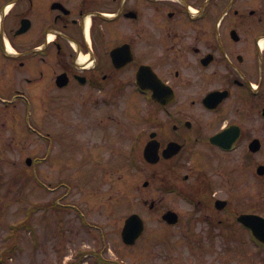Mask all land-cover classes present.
Here are the masks:
<instances>
[{"label":"flooded vegetation","instance_id":"1","mask_svg":"<svg viewBox=\"0 0 264 264\" xmlns=\"http://www.w3.org/2000/svg\"><path fill=\"white\" fill-rule=\"evenodd\" d=\"M64 106L86 139L150 172L146 189L163 195H142L148 210L168 193L193 204V216L167 205L180 220L163 225L232 234L244 210L222 180L242 185L244 161L264 155V0H0V113L17 128L26 108L38 123L41 107ZM257 254L264 263V242Z\"/></svg>","mask_w":264,"mask_h":264},{"label":"rangeland","instance_id":"2","mask_svg":"<svg viewBox=\"0 0 264 264\" xmlns=\"http://www.w3.org/2000/svg\"><path fill=\"white\" fill-rule=\"evenodd\" d=\"M39 117L40 123L34 124L24 111L19 122L25 133L11 138L13 131L16 136L20 132L13 128L15 116L0 113V132L5 133L0 134V264H93L96 253L111 264H264L245 228L238 226L225 235L209 220L194 219L192 226L180 222L172 229L163 225L160 218L167 205L193 216V204L168 193L162 209L148 210L140 197L154 189L157 198L163 195L154 182L143 190L150 172L124 166V154L115 156L107 149L108 156L98 158L102 139L84 137L75 106L57 112L41 107ZM4 120L8 127H3ZM125 141L120 142L119 154L128 145ZM27 154L34 156L33 166L24 165ZM111 157L114 164H109ZM259 163H264V155L244 161L238 175L244 176L242 185L222 180L225 190L219 194L232 197L244 212L264 214ZM134 211L144 216L147 227L137 244L129 246L121 230Z\"/></svg>","mask_w":264,"mask_h":264},{"label":"water","instance_id":"3","mask_svg":"<svg viewBox=\"0 0 264 264\" xmlns=\"http://www.w3.org/2000/svg\"><path fill=\"white\" fill-rule=\"evenodd\" d=\"M257 142V140H256ZM255 150L257 147L252 146ZM259 173H264V165H261L258 168ZM147 184V182H146ZM164 217L170 221L176 220L177 214L175 211L170 210L164 214ZM239 219H241L247 226L251 227L254 231V234L260 239L264 240V217L259 214L254 213H244ZM145 229V224L143 218L138 214L134 213L130 215L125 223L122 236L126 243L135 244L137 239L143 233Z\"/></svg>","mask_w":264,"mask_h":264}]
</instances>
